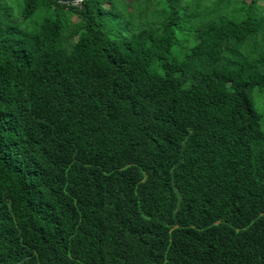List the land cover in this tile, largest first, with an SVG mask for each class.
<instances>
[{"label":"trees","instance_id":"1","mask_svg":"<svg viewBox=\"0 0 264 264\" xmlns=\"http://www.w3.org/2000/svg\"><path fill=\"white\" fill-rule=\"evenodd\" d=\"M15 1L0 264H264V0Z\"/></svg>","mask_w":264,"mask_h":264},{"label":"rangeland","instance_id":"2","mask_svg":"<svg viewBox=\"0 0 264 264\" xmlns=\"http://www.w3.org/2000/svg\"><path fill=\"white\" fill-rule=\"evenodd\" d=\"M15 2V0H1L2 5H4L5 7H10L12 9V14L17 15L18 6ZM253 105L255 109L262 115L261 128L264 131V99H259L257 98L256 94H254Z\"/></svg>","mask_w":264,"mask_h":264},{"label":"water","instance_id":"3","mask_svg":"<svg viewBox=\"0 0 264 264\" xmlns=\"http://www.w3.org/2000/svg\"><path fill=\"white\" fill-rule=\"evenodd\" d=\"M57 1L63 5H75L81 3L83 0H57Z\"/></svg>","mask_w":264,"mask_h":264}]
</instances>
